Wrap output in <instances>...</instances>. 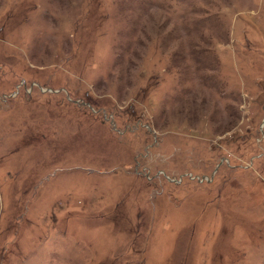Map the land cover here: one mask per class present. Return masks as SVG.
<instances>
[{"label":"rangeland","instance_id":"374dc122","mask_svg":"<svg viewBox=\"0 0 264 264\" xmlns=\"http://www.w3.org/2000/svg\"><path fill=\"white\" fill-rule=\"evenodd\" d=\"M0 264H264V0H0Z\"/></svg>","mask_w":264,"mask_h":264}]
</instances>
